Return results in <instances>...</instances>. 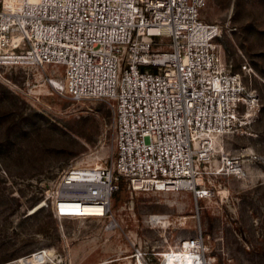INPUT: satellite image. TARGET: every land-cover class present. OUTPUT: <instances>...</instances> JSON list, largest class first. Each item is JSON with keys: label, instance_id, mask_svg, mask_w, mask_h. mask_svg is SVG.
<instances>
[{"label": "built area", "instance_id": "1", "mask_svg": "<svg viewBox=\"0 0 264 264\" xmlns=\"http://www.w3.org/2000/svg\"><path fill=\"white\" fill-rule=\"evenodd\" d=\"M205 4L0 0V68H34L54 91L105 100L113 111L111 161L70 164L48 188L59 220L113 216L121 178L131 193L191 190L200 199L213 194L207 174L243 177L254 169L257 155L216 141L249 123L259 98L224 59L220 24L201 17ZM157 248L137 244L135 261L217 264L201 233Z\"/></svg>", "mask_w": 264, "mask_h": 264}, {"label": "rangeland", "instance_id": "2", "mask_svg": "<svg viewBox=\"0 0 264 264\" xmlns=\"http://www.w3.org/2000/svg\"><path fill=\"white\" fill-rule=\"evenodd\" d=\"M201 17L220 24L224 59L258 95L253 119L218 138L234 149L244 136L254 169L207 174L213 194L200 199L191 190L131 193L121 178L113 216L59 220L48 188L70 164L111 161L113 111L54 91L34 68H0V264H138L137 244L165 249L200 233L217 264H264V0H206Z\"/></svg>", "mask_w": 264, "mask_h": 264}, {"label": "crops", "instance_id": "3", "mask_svg": "<svg viewBox=\"0 0 264 264\" xmlns=\"http://www.w3.org/2000/svg\"><path fill=\"white\" fill-rule=\"evenodd\" d=\"M227 139H228V137H227ZM224 146L226 149L229 148V143L227 142L226 144H224ZM234 150L235 151L244 150V136H237L236 137V139L234 141Z\"/></svg>", "mask_w": 264, "mask_h": 264}, {"label": "bare ground", "instance_id": "4", "mask_svg": "<svg viewBox=\"0 0 264 264\" xmlns=\"http://www.w3.org/2000/svg\"><path fill=\"white\" fill-rule=\"evenodd\" d=\"M228 135H231V134L226 133V134H224V135H222V136H218V137L216 138V141L219 142V139H218L219 137H223V138H224V137H226V136H228ZM221 146L224 147V145H223V141H222V143H221ZM152 219H153V222L161 221V223H162L163 217H160V216H153ZM34 256H35V257L39 256V257H37V258H41L40 255H34Z\"/></svg>", "mask_w": 264, "mask_h": 264}, {"label": "trees", "instance_id": "5", "mask_svg": "<svg viewBox=\"0 0 264 264\" xmlns=\"http://www.w3.org/2000/svg\"><path fill=\"white\" fill-rule=\"evenodd\" d=\"M37 213V212H36ZM36 213H34L33 215H36Z\"/></svg>", "mask_w": 264, "mask_h": 264}, {"label": "water", "instance_id": "6", "mask_svg": "<svg viewBox=\"0 0 264 264\" xmlns=\"http://www.w3.org/2000/svg\"><path fill=\"white\" fill-rule=\"evenodd\" d=\"M37 257H39V256H37Z\"/></svg>", "mask_w": 264, "mask_h": 264}]
</instances>
